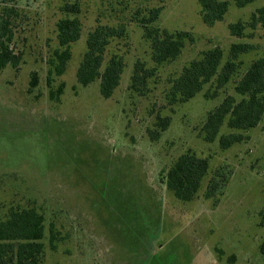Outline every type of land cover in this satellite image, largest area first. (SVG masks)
Masks as SVG:
<instances>
[{
    "label": "rangeland",
    "instance_id": "374dc122",
    "mask_svg": "<svg viewBox=\"0 0 264 264\" xmlns=\"http://www.w3.org/2000/svg\"><path fill=\"white\" fill-rule=\"evenodd\" d=\"M78 1L81 38L71 45L72 57L62 75H51L50 61L59 46L57 21L67 2ZM223 20L202 21L197 0H18L14 16L18 68L0 72V215L11 206L36 207L45 216V264H264V117L248 139L227 149L220 136L232 130L225 122L208 142L201 131L210 110L232 94L236 80L264 53V27L230 34L229 24L248 20L264 0L239 7L234 0ZM161 7L154 25L169 31L187 30L182 53L159 66L149 90L130 89L133 64L152 66L150 42L134 16ZM97 24H124L127 36L115 39L108 53H122L126 66L110 98L98 81L82 86L76 77L86 50V36ZM233 42L255 49L239 56L237 74L216 88V76L195 97L170 105V80L184 66L219 46L227 60ZM38 85L29 91L31 73ZM63 84L59 99L50 90ZM217 91V96L205 93ZM157 115L171 123L153 141ZM207 157L210 172L194 199L182 201L163 181L182 153ZM228 165L233 174L219 201L204 192L212 171ZM58 232L57 248L49 245L50 225Z\"/></svg>",
    "mask_w": 264,
    "mask_h": 264
},
{
    "label": "trees",
    "instance_id": "16d2710c",
    "mask_svg": "<svg viewBox=\"0 0 264 264\" xmlns=\"http://www.w3.org/2000/svg\"><path fill=\"white\" fill-rule=\"evenodd\" d=\"M201 6L202 21L213 26L223 20L229 9L227 0H197ZM254 0H234L243 7ZM18 0H0V72L7 66L18 68L22 53L16 52L14 42V16L17 14ZM66 14L56 23L59 46L54 50L50 61L51 68L47 77L51 83V75H62L68 61L72 57L71 45L78 41L83 33V23L79 17L81 5L78 1L67 2L61 8ZM161 7H152L147 14L134 16L143 28L145 38L150 42L152 66L141 59L133 64L130 89L139 95L147 94L149 82L157 75L159 66L176 59L183 51L187 41H193L192 34L187 30L169 31L154 25L159 18ZM230 34L243 38L246 30L254 31L264 27V5L251 13L248 20H238L229 24ZM127 36L124 24H97L86 36V50L78 65L76 77L82 86L98 81L100 94L110 98L120 85L126 66L122 53H108L110 44L115 39ZM255 49L250 42H233L230 45L227 60L221 67L224 51L216 46L202 52V56L193 59L184 66L178 77L170 80L167 100L170 105L185 103L196 96L205 84L216 76V88L226 85L237 74L242 61L239 56ZM38 73L33 71L29 83V91L38 85ZM63 84L57 91L50 90V98L59 99ZM217 91L206 92V97L217 96ZM235 93L228 94L222 101L210 110L201 131L204 139L212 142L216 139L222 125L226 122L232 130L220 136L219 144L223 149L233 144L245 141L241 131L256 127L264 117V53L254 59L246 71L236 80ZM171 123L170 116L157 115L155 128L148 129L151 140H157ZM210 172L209 159L198 156L188 150L180 154L172 163L163 177L166 188L182 200L195 198L202 186L203 179ZM233 169L228 165H220L212 171L208 179L204 197L216 199L225 192ZM45 216L36 207L11 206L7 213L0 215V264H45ZM49 245L55 250L60 239L54 225H50ZM264 256V240L260 244Z\"/></svg>",
    "mask_w": 264,
    "mask_h": 264
}]
</instances>
